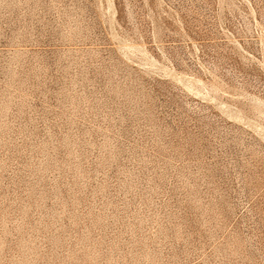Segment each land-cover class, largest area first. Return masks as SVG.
<instances>
[{"label": "rangeland", "instance_id": "374dc122", "mask_svg": "<svg viewBox=\"0 0 264 264\" xmlns=\"http://www.w3.org/2000/svg\"><path fill=\"white\" fill-rule=\"evenodd\" d=\"M0 264H264V0H0Z\"/></svg>", "mask_w": 264, "mask_h": 264}]
</instances>
